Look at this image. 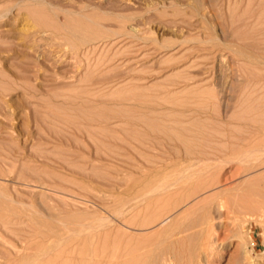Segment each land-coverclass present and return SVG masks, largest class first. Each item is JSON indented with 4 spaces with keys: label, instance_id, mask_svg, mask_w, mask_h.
Listing matches in <instances>:
<instances>
[{
    "label": "rangeland",
    "instance_id": "1",
    "mask_svg": "<svg viewBox=\"0 0 264 264\" xmlns=\"http://www.w3.org/2000/svg\"><path fill=\"white\" fill-rule=\"evenodd\" d=\"M0 161V264H264V0H0Z\"/></svg>",
    "mask_w": 264,
    "mask_h": 264
},
{
    "label": "bare ground",
    "instance_id": "2",
    "mask_svg": "<svg viewBox=\"0 0 264 264\" xmlns=\"http://www.w3.org/2000/svg\"><path fill=\"white\" fill-rule=\"evenodd\" d=\"M1 13H2V11H1ZM41 16V15H40ZM42 17V16H41ZM43 18V17H42ZM41 18V19H42ZM44 19V18H43ZM79 22V21H78ZM80 24V23H79ZM83 24V23H82ZM81 25V24H80ZM78 27H80V26H78ZM81 27H82V25H81ZM75 41V40H74ZM5 89V88H4ZM249 111H250V109H249ZM251 112H253V111H251ZM253 115H254V113H252ZM262 114H260V116H261ZM260 116H257V119H258V117H260ZM46 118H48V117H46ZM254 117L252 116V118H250V119H253ZM256 118H254L253 120H255ZM261 120H259V121H261L262 122V118H260ZM50 120H56V119H54V118H52V119H50ZM45 121V120H44ZM66 121H68V120H66ZM66 121H65V124H66ZM70 121V120H69ZM73 121V120H72ZM45 123H46V121H45ZM47 123H48V120H47ZM52 123H53V121H52ZM57 124H58V122H56ZM72 123V122H71ZM53 125H55L54 123H53ZM69 125H70V123H69ZM48 126L50 127V125L48 124ZM59 126V125H58ZM65 126V125H64ZM64 126H63V128H64ZM68 126V124L66 125V127ZM59 127H61V126H59ZM58 127V128H59ZM47 128V127H46ZM51 128V127H50ZM49 129V128H48ZM47 129V130H48ZM60 129V128H59ZM65 129V128H64ZM51 131V129L49 130V132ZM65 131H66V129H65ZM54 132V131H53ZM58 131H56V133H57ZM60 133H61V131H59ZM52 133V132H51ZM55 133V134H56ZM63 133V132H62ZM61 133V134H62ZM54 134V133H53ZM64 134H65V132H64ZM63 134V135H64ZM91 134V133H90ZM62 136V135H61ZM92 136V135H91ZM55 137H56V135H55ZM63 137V136H62ZM61 137V138H62ZM60 138V137H59ZM63 139V138H62ZM65 139V138H64ZM2 150V149H1ZM3 150H4V148H3ZM4 152L2 151V154H3ZM6 153V152H5ZM4 155V154H3ZM2 155V156H3ZM8 159V158H7ZM2 161L4 160V159H1ZM202 160H204L203 158H202ZM206 161V160H205ZM209 161V162H208ZM208 163H210V160L208 159ZM1 162V161H0ZM204 163H205V166H206V162H203V166H204ZM43 164V163H42ZM45 164V163H44ZM201 168V167H200ZM21 175V174H20ZM219 195V194H218ZM217 199V198H216ZM225 199V198H224ZM219 200V199H218ZM217 200V201H218ZM136 201H138V200H135V202ZM242 201H244V200H242ZM246 201V200H245ZM254 201V200H253ZM230 202V201H229ZM228 202V203H229ZM216 203V202H215ZM227 203V200H225V201H223L222 199L221 200H219L218 202H217V208H218V210H221L222 211V209H224V208H227L229 211L232 209H230V207H231V205L233 204V203H230V204H228ZM241 203V202H240ZM2 204V203H1ZM255 204V203H254ZM137 205V204H136ZM139 205V204H138ZM149 205V204H148ZM228 205H230V206H228ZM234 205V204H233ZM242 206H243V204H241ZM1 206V205H0ZM6 206V205H5ZM134 206H135V204H134ZM9 207V206H8ZM126 207V206H125ZM244 207V206H243ZM1 209L3 208L2 206L0 207ZM151 208V206H148V210ZM5 208H3V210H4ZM3 210L1 211V212H3ZM6 210V209H5ZM12 210H14V209H12ZM216 210V209H215ZM6 211H8V210H6ZM227 211V210H226ZM10 212V211H9ZM220 212V211H219ZM218 212V213H219ZM8 213V212H7ZM15 213V212H14ZM228 213V212H227ZM5 215V214H4ZM15 215V214H14ZM205 215V214H204ZM6 216H9L8 214H6ZM19 216V214L17 215V217ZM1 218H3L2 217V215H1ZM4 218H7V217H4ZM13 218V217H12ZM11 218V219H12ZM206 218V217H205ZM8 219H9V217H8ZM214 219V218H213ZM212 218H211V220L208 218V219H204L205 221H208L207 223L205 222V221H202V220H200V222H201V226H202V228H201V226H200V228L199 229H202V230H204V231H201V233L202 234H200V231H199V236L201 237V238H199L198 236V239H200V241H198L199 242V245H200V251H201V253H204V254H202L203 255V257H204V255H208V256H213V254H212V251H213V248L215 247V246H218V245H215L214 246V237H216V235L214 236V234H217V232L215 233V229L216 228H214L213 226H215L214 224H213V220ZM5 220V219H4ZM213 220V221H212ZM174 221H175V219H174ZM186 221V220H185ZM177 222V221H176ZM180 222V221H179ZM182 222V221H181ZM180 222V223H181ZM202 222L205 224V227H204V224L202 225ZM169 223V222H168ZM183 223V222H182ZM172 223H170V226H169V228L167 227H163L164 229H165V231H170V234H168V235H176V236H178V240H177V243H178V241H179V244H181L182 242H181V240H182V238H183V236L185 237V235H183L184 234V232L185 231H187V227L186 226H184V224H183V226L184 227H186L187 229H179L178 231H177V229L175 228L176 226H174V224L173 225H171ZM164 224L162 223V226H163ZM167 225V224H166ZM180 225V224H179ZM182 225V224H181ZM194 225V224H193ZM178 226V225H177ZM182 226V227H183ZM190 226V225H189ZM7 228L9 227L8 225L6 226ZM161 227V226H160ZM180 226H178V228H179ZM183 227V228H184ZM194 227V226H193ZM192 227V228H193ZM162 228V229H163ZM192 228H190V230L192 229ZM10 229V228H9ZM166 229H168V230H166ZM194 229V228H193ZM4 230H6V228L4 229ZM11 230V229H10ZM160 230H161V228H160ZM159 230V231H160ZM177 232H176V231ZM163 231V230H162ZM162 231H160L161 233H162ZM194 231V230H193ZM216 231H217V229H216ZM10 232V231H9ZM188 232V231H187ZM187 232H185V233H187ZM190 232H192V231H189V233ZM38 233V232H37ZM166 233V232H165ZM165 233H164V235H165ZM196 233H198V232H196ZM162 235V234H161ZM168 235H167V237H168ZM3 236V235H2ZM196 236V235H195ZM172 237V236H171ZM187 237V236H186ZM188 238H190V237H188ZM184 239V238H183ZM186 239V238H185ZM8 240V239H7ZM159 240V242H160V239H158ZM165 240V239H164ZM171 240H172V238H171ZM2 241V240H1ZM182 241H184V240H182ZM187 241V240H186ZM186 241H184V244H185V247H188L187 245H186ZM4 242H5V240H4ZM7 242V241H6ZM5 242V243H6ZM156 242H157V240H156ZM165 242V241H164ZM172 242V241H171ZM188 242V241H187ZM190 242V241H189ZM8 243V242H7ZM152 243V242H151ZM174 243V242H173ZM176 243V242H175ZM193 243V242H192ZM195 243H197V242H195ZM155 244V243H154ZM159 244V243H158ZM161 244H162V242H161ZM164 244V243H163ZM167 244H169V243H167ZM166 244V245H167ZM198 244V243H197ZM197 244H196V247H199V245L197 246ZM216 244V243H215ZM160 245V244H159ZM170 245H171V243H170ZM175 245V244H174ZM178 245V244H177ZM189 245H190V247L193 245H191L190 243H189ZM195 245V244H194ZM151 246V245H150ZM155 246V245H154ZM152 247V249H151V247H149L150 249H151V251L153 250V248H155V247ZM156 246H158L157 244H156ZM165 246V245H164ZM176 246V245H175ZM167 247V246H166ZM172 246H170V248H171ZM180 247V246H179ZM181 247H182V245H181ZM157 248H159V247H157ZM163 248V247H162ZM165 248V247H164ZM176 248H177V246H176ZM184 248V247H183ZM182 248V249H183ZM195 248V247H194ZM149 249V250H150ZM180 249V248H179ZM185 249V248H184ZM187 249V248H186ZM189 250H191V248H188ZM215 249V248H214ZM160 250H161V247H160ZM166 250V249H165ZM170 250V249H169ZM168 250V251H169ZM196 250H198V249H196ZM158 251H159V249H158ZM170 251H172V250H170ZM174 251H175V249H174ZM215 251V250H214ZM144 252V251H143ZM163 252V251H162ZM184 252H186L185 250H184ZM183 252V253H184ZM192 252H194V250H192ZM191 252V253H192ZM196 252H199V251H196ZM195 252V253H196ZM140 253V252H139ZM148 253H149V251H148ZM150 253H152V252H150ZM149 253V254H150ZM159 253V252H158ZM178 253H180V252H177L176 254H178ZM190 253V254H191ZM201 253H200V256H202L201 255ZM155 254H157V253H155ZM163 254V253H162ZM162 254H160V255H162ZM182 254V253H181ZM187 254V253H186ZM188 254H189V252H188ZM154 255V254H153ZM192 255H194V253L192 254ZM157 256V255H156ZM155 256V257H156ZM159 256V255H158ZM157 256V258H159L158 259V264H181L182 263V261H181V258H180V256H179V254L178 255H174V253L173 254H170V253H168V254H164V255H162L161 257H158ZM186 256V255H185ZM188 256V255H187ZM211 256V257H212ZM153 258H154V256H152ZM195 257V256H194ZM193 257V258H194ZM198 257H199V255H198ZM186 258V257H185ZM192 258V257H191ZM192 258V259H193ZM197 258V257H196ZM202 258V257H201ZM205 258V257H204ZM209 258V259H208ZM207 259V262L208 261H210L211 259H210V257H208ZM147 259H149V258H147ZM146 259V260H147ZM183 259H184V257H183ZM199 259V258H198ZM198 259H196V260H198ZM195 260V259H194ZM193 260V261H194ZM144 261H145V259H144ZM149 261H150V259H149ZM185 261H187V259L185 260ZM192 261V260H191ZM198 261H200V260H198ZM202 261L204 262L205 260H203L202 259ZM152 262H155V261H152ZM203 262H201L200 261V263H203ZM211 262V261H210ZM197 263V262H196ZM209 263V262H208ZM111 264V263H110ZM148 264H150L149 262H148ZM153 264H156V263H153ZM183 264V263H182ZM192 264H193V262H192Z\"/></svg>",
    "mask_w": 264,
    "mask_h": 264
}]
</instances>
